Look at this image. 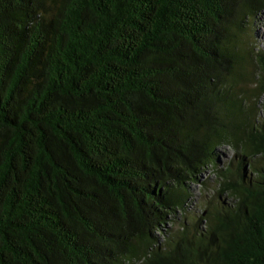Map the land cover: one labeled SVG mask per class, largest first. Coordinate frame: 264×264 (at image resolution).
<instances>
[{
  "label": "trees",
  "instance_id": "obj_1",
  "mask_svg": "<svg viewBox=\"0 0 264 264\" xmlns=\"http://www.w3.org/2000/svg\"><path fill=\"white\" fill-rule=\"evenodd\" d=\"M263 13L0 0V264H264Z\"/></svg>",
  "mask_w": 264,
  "mask_h": 264
},
{
  "label": "rangeland",
  "instance_id": "obj_2",
  "mask_svg": "<svg viewBox=\"0 0 264 264\" xmlns=\"http://www.w3.org/2000/svg\"><path fill=\"white\" fill-rule=\"evenodd\" d=\"M251 46L255 45L257 49H261L264 51V13L260 16V19L256 21L255 26L253 27L252 36H251ZM264 100L262 98L261 102ZM223 151V150H222ZM225 152V151H224ZM221 163H228L230 161V156L227 152L223 154V156L220 158ZM209 176H213L210 172L204 174L203 178H208ZM213 182V181H212ZM214 183V182H213ZM194 192L196 193V201L193 203L194 208H200L202 205V197L200 191H202L201 185L197 184L194 186ZM194 212V209H192V213Z\"/></svg>",
  "mask_w": 264,
  "mask_h": 264
}]
</instances>
